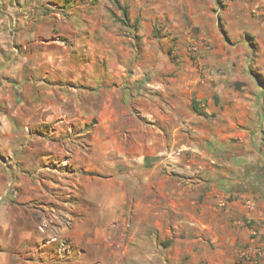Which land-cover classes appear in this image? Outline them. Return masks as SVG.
<instances>
[{"label":"rangeland","instance_id":"obj_1","mask_svg":"<svg viewBox=\"0 0 264 264\" xmlns=\"http://www.w3.org/2000/svg\"><path fill=\"white\" fill-rule=\"evenodd\" d=\"M156 10L0 0V251L14 264H183L171 234L209 178L264 152V128L250 132L264 33L219 23L210 38ZM27 230L43 243L21 247Z\"/></svg>","mask_w":264,"mask_h":264},{"label":"crops","instance_id":"obj_2","mask_svg":"<svg viewBox=\"0 0 264 264\" xmlns=\"http://www.w3.org/2000/svg\"><path fill=\"white\" fill-rule=\"evenodd\" d=\"M147 2L157 9L156 15L165 16L167 10V16L175 23L182 26L187 24L186 28L199 26L202 28L201 34L210 38L222 33L219 23L223 24V30H227L233 38L243 37L247 32L256 35L259 41L263 37L264 0ZM252 7H260L262 15L250 17L248 10ZM259 49L256 68L257 73L264 77V47ZM258 99L260 98L256 95L250 97L251 101ZM263 128L264 117L257 106L250 132L259 136ZM258 155L256 160L251 158L244 161L239 167V172L230 179L224 175L216 179L209 178L207 182L212 186L211 191L198 200V211H194L193 218L185 225V230L176 229L171 234L168 248L176 249L177 253H181L180 256L184 254L183 264H235L234 247L246 244L253 229L256 231L257 240L264 246V179L261 176L264 174L263 149L259 148ZM248 200L251 201L250 204ZM251 219L252 226L246 223V220ZM36 233L43 236L42 231ZM18 234V244L24 249L34 248L37 242L43 243V237L41 240H33V231H20ZM10 235L14 236L13 228H10ZM13 246L10 244L7 247ZM17 258L18 254L15 252L0 251V264H14Z\"/></svg>","mask_w":264,"mask_h":264},{"label":"built area","instance_id":"obj_3","mask_svg":"<svg viewBox=\"0 0 264 264\" xmlns=\"http://www.w3.org/2000/svg\"><path fill=\"white\" fill-rule=\"evenodd\" d=\"M233 255L235 264H262L264 246L257 240L255 229L246 244L234 247Z\"/></svg>","mask_w":264,"mask_h":264},{"label":"trees","instance_id":"obj_4","mask_svg":"<svg viewBox=\"0 0 264 264\" xmlns=\"http://www.w3.org/2000/svg\"><path fill=\"white\" fill-rule=\"evenodd\" d=\"M119 6L122 9L123 15L126 17L127 16L126 7H123L121 5H119ZM193 108H194L195 111H198L199 110L198 107H197V105H196V101L195 100H193Z\"/></svg>","mask_w":264,"mask_h":264},{"label":"flooded vegetation","instance_id":"obj_5","mask_svg":"<svg viewBox=\"0 0 264 264\" xmlns=\"http://www.w3.org/2000/svg\"><path fill=\"white\" fill-rule=\"evenodd\" d=\"M264 173V172H263ZM262 177H263V179H264V174L263 175H261ZM264 184V183H263ZM255 188H257V187H255ZM262 192H264V191H262Z\"/></svg>","mask_w":264,"mask_h":264}]
</instances>
